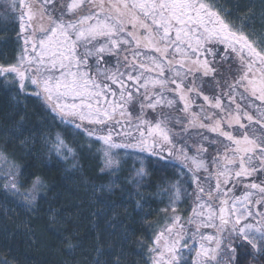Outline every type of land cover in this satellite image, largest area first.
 Segmentation results:
<instances>
[{
  "label": "snow or ice",
  "instance_id": "1",
  "mask_svg": "<svg viewBox=\"0 0 264 264\" xmlns=\"http://www.w3.org/2000/svg\"><path fill=\"white\" fill-rule=\"evenodd\" d=\"M9 7L22 46L16 63L0 65V78L101 141L106 167L117 163L113 149H131L187 169L191 212L176 214L177 187L150 264H238L237 249L248 247L264 256V41H251L214 0ZM56 143L58 152L65 147Z\"/></svg>",
  "mask_w": 264,
  "mask_h": 264
},
{
  "label": "trees",
  "instance_id": "2",
  "mask_svg": "<svg viewBox=\"0 0 264 264\" xmlns=\"http://www.w3.org/2000/svg\"><path fill=\"white\" fill-rule=\"evenodd\" d=\"M11 2L0 0L5 66L16 63L22 46ZM214 6L246 36L264 33V0ZM12 79L0 78V264H150L151 242L173 215L177 187L176 214L191 212L187 171L131 149H113L117 163L106 167L101 141L18 93ZM58 137L73 152L67 161L54 149Z\"/></svg>",
  "mask_w": 264,
  "mask_h": 264
},
{
  "label": "rangeland",
  "instance_id": "3",
  "mask_svg": "<svg viewBox=\"0 0 264 264\" xmlns=\"http://www.w3.org/2000/svg\"><path fill=\"white\" fill-rule=\"evenodd\" d=\"M248 38H249L251 41H253L254 43H259V42H261V41H264V33L261 34V35H259V36H256L255 34H254V35L251 34V36H248ZM28 91L31 92V91H32L31 88H29ZM171 125H172V127H173V131H175V132H180V131H181L180 126H179V125H176L175 122H174V120L172 121V124H171ZM189 135H192V133L190 132V133H188L187 135L183 136V139H184V140H187ZM175 139L180 140L181 137H176ZM56 142H57V140H56ZM56 142H55L54 149H55L57 155H58L61 159L65 160V161L69 160L70 157L72 156L73 152H72V151L69 152V151H68L69 148H68L65 144H64L65 147L61 148L60 151L58 152V151H57V143H56ZM188 143H189V144L196 143L195 138L193 137V139H192V140H189ZM205 146L207 147V145H205ZM194 151H195L194 148H189V154H190V155L193 154ZM113 152H114V151H113ZM212 152H213V149H212V148H209V154H211ZM113 154H114V155H113V159H115V156H116L117 154H116L115 152H114ZM169 159L173 160L174 162L181 163V161L177 160L175 156H174V157H170ZM0 166H1V159H0ZM185 170L187 171L186 168H185ZM178 204H180L179 199L176 200V203H175V207H176V208H179V205H178ZM182 217H184L185 220L187 219L186 216H182Z\"/></svg>",
  "mask_w": 264,
  "mask_h": 264
},
{
  "label": "flooded vegetation",
  "instance_id": "4",
  "mask_svg": "<svg viewBox=\"0 0 264 264\" xmlns=\"http://www.w3.org/2000/svg\"><path fill=\"white\" fill-rule=\"evenodd\" d=\"M205 231L210 232L213 230L208 229ZM236 259L238 261V264H264V256L254 252L250 247L247 248V252L241 249H237Z\"/></svg>",
  "mask_w": 264,
  "mask_h": 264
}]
</instances>
